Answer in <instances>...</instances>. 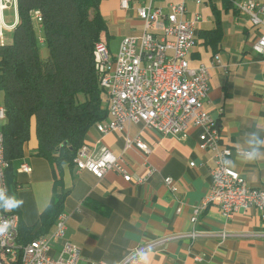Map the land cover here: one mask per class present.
<instances>
[{
  "label": "crops",
  "instance_id": "0c3cea01",
  "mask_svg": "<svg viewBox=\"0 0 264 264\" xmlns=\"http://www.w3.org/2000/svg\"><path fill=\"white\" fill-rule=\"evenodd\" d=\"M9 1L0 16L5 44L12 42L19 21L17 0ZM176 1L180 0H130V8L125 10L121 0H103L100 11L107 31L101 41L116 54L125 37L143 34L145 24L138 8L149 3L165 7ZM186 1L189 15L200 13L203 19L189 65L211 68L205 107L217 120L222 144L232 149L228 164L250 186L264 188V159L243 161L245 153L256 146L253 134L264 140V56L252 47L264 26L253 27L249 17L236 10V0H230L229 7L224 0H203L200 5ZM204 6L213 19L203 16ZM34 21L43 42L37 15ZM207 22L210 25H205ZM217 22L222 31L220 42L207 44L200 33L214 30ZM30 133L23 157L13 162L7 174V195L22 198L24 204L5 212L18 214L22 225L34 226L36 231L42 212L54 197L56 178L48 160L36 154L35 119ZM200 134L197 127L176 135L162 134L143 123H130L123 131L108 133L99 132L96 124L90 127L84 143L89 152L98 155L105 148L120 156L132 181L127 182L116 171L98 179L76 165L63 166L64 212L69 217L66 236L82 248L78 264H264V217L258 209L242 210L227 220L219 206L209 204L193 221L194 210L209 194L213 180V152L200 148ZM138 136L150 146V154L126 147L127 138ZM259 151L264 154V146ZM23 163L31 166L30 173L21 170ZM149 167L154 173L139 183ZM168 176L175 180L176 193L164 182ZM192 232L198 235L191 237ZM160 240H164L161 245L142 252L138 263L128 262L135 250ZM60 249L61 244L56 243L52 255L57 256Z\"/></svg>",
  "mask_w": 264,
  "mask_h": 264
},
{
  "label": "built area",
  "instance_id": "2783aa9c",
  "mask_svg": "<svg viewBox=\"0 0 264 264\" xmlns=\"http://www.w3.org/2000/svg\"><path fill=\"white\" fill-rule=\"evenodd\" d=\"M200 5L203 0H192ZM9 0H0V16ZM238 10L249 17L253 27L264 26V0H236ZM121 7L130 8V0H121ZM190 11L186 0L171 2L167 6L149 3L138 8V15L145 28L141 36L125 37L116 54H112L105 42L94 49V63L100 87L103 89L109 111L106 120L96 123L101 133L123 131L130 123H143L147 128L162 134H179L191 127L201 129L199 146L213 152L212 185L202 205L194 210L193 221L209 204L220 207L227 220L242 210L258 209L264 217V188H255L229 166L232 149L222 144L217 120L206 109L211 89L212 71L205 64L196 68L189 65V55L196 44L198 26L202 15ZM41 21L40 13L35 17ZM0 31V45L4 44ZM253 50L264 56V29L253 44ZM7 121L6 107L0 98V188L9 191L7 170L10 162L5 155L2 126ZM126 147H135L145 154L151 153L150 146L141 137L127 138ZM79 171H89L102 179L109 171L120 173L127 182L132 181L123 160L113 152L102 149L98 155L89 152L83 145L75 158ZM23 172L30 173L29 164L21 165ZM146 181L153 173L148 168ZM165 184L172 193L177 192L175 180L168 176ZM68 214L62 212L53 230L20 247L17 243L20 218L16 213L0 209V223L10 222L12 227L0 236V264H78L82 256L79 244L67 238ZM192 232L191 237H196ZM222 238L227 233H221ZM164 240L147 244L135 250L128 262L138 263L143 251L156 248ZM61 244L57 256L52 255L53 246ZM201 259V257H197ZM127 262V263H128ZM91 264H108L92 262Z\"/></svg>",
  "mask_w": 264,
  "mask_h": 264
},
{
  "label": "trees",
  "instance_id": "16d2710c",
  "mask_svg": "<svg viewBox=\"0 0 264 264\" xmlns=\"http://www.w3.org/2000/svg\"><path fill=\"white\" fill-rule=\"evenodd\" d=\"M102 1L17 0L19 21L12 42L0 45V98L7 112L2 132L10 162L7 174L13 162L23 157L35 119L36 154L48 160L56 178L54 197L40 216L39 228L34 231V226L19 224L20 247L53 230L67 195L63 166L75 165L90 127L109 116L94 63L95 46L103 42L102 33L107 31L100 11ZM224 2L227 7L232 4ZM35 12L40 13L43 42L35 27ZM217 24L214 30L200 33L207 44L220 42L222 31ZM44 45L49 50L47 58L41 56Z\"/></svg>",
  "mask_w": 264,
  "mask_h": 264
},
{
  "label": "clouds",
  "instance_id": "9594fccd",
  "mask_svg": "<svg viewBox=\"0 0 264 264\" xmlns=\"http://www.w3.org/2000/svg\"><path fill=\"white\" fill-rule=\"evenodd\" d=\"M253 139L255 140V147H252L250 151H247L244 155V162L254 163L257 160L264 159V154L259 151L261 146H264V140H260L256 138L255 134H253ZM251 143V141L249 142ZM24 204V200L22 198H17L16 196L6 195V189L0 188V208L4 211H14L18 210ZM12 227L10 222L5 221L4 223H0V236L5 235L9 228Z\"/></svg>",
  "mask_w": 264,
  "mask_h": 264
},
{
  "label": "rangeland",
  "instance_id": "374dc122",
  "mask_svg": "<svg viewBox=\"0 0 264 264\" xmlns=\"http://www.w3.org/2000/svg\"><path fill=\"white\" fill-rule=\"evenodd\" d=\"M189 3H190V1H189ZM191 5H193V4H190V6H191ZM195 7H196V6H193L192 8L194 9ZM204 7H205V6H204ZM210 8H211V7H210ZM204 9H206V10H203V16H204V15L206 16V15L208 14V15L210 16V18L213 19V16H212V13H211L210 9H208V7H205ZM7 13H8V12H7ZM208 23H209V25H210V22H207L205 25H208ZM36 30H37V28H36ZM3 31H4V29L2 30V33H3ZM4 32H6V31H4ZM37 33L39 34L38 30H37ZM3 39H4V41H6L4 33H3ZM48 55H49V51H48L46 45L42 46V47H41V56H42V58H47Z\"/></svg>",
  "mask_w": 264,
  "mask_h": 264
}]
</instances>
